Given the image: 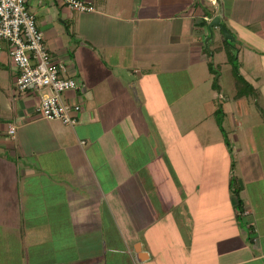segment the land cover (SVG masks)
I'll list each match as a JSON object with an SVG mask.
<instances>
[{
  "label": "crops",
  "instance_id": "1",
  "mask_svg": "<svg viewBox=\"0 0 264 264\" xmlns=\"http://www.w3.org/2000/svg\"><path fill=\"white\" fill-rule=\"evenodd\" d=\"M93 1L90 13L55 0L29 5L45 45L65 67L62 76L79 84L63 92L80 106L74 125L42 117L37 107L49 89L19 90L8 46L0 51V258L264 264V133H254L260 125L246 124L248 109L224 95L226 143L217 104L187 124L179 114L191 107L177 106L193 95L181 93L179 80L195 88L204 69L203 81L222 96L208 63L220 71L228 63L227 39L209 24L219 15L235 43L240 21L259 25L246 20L253 0ZM239 63L250 83L258 80Z\"/></svg>",
  "mask_w": 264,
  "mask_h": 264
},
{
  "label": "built area",
  "instance_id": "2",
  "mask_svg": "<svg viewBox=\"0 0 264 264\" xmlns=\"http://www.w3.org/2000/svg\"><path fill=\"white\" fill-rule=\"evenodd\" d=\"M31 0H0V51L4 45L19 69L17 87L21 91L49 89L38 104L37 112L50 120H61L74 125L80 112L78 104H71L63 92L79 87L77 80L66 78L61 72L65 67L53 58L45 45L44 35L35 14L30 10ZM79 13L96 10L93 0H55ZM14 127L9 132L13 134Z\"/></svg>",
  "mask_w": 264,
  "mask_h": 264
},
{
  "label": "rangeland",
  "instance_id": "3",
  "mask_svg": "<svg viewBox=\"0 0 264 264\" xmlns=\"http://www.w3.org/2000/svg\"><path fill=\"white\" fill-rule=\"evenodd\" d=\"M250 5L254 7L250 12V17H249L250 19L247 18L246 20H248L250 23L252 22V24L260 21L259 25L250 27L252 28L250 30V28H247V25L245 24L244 21L242 22L240 21V23L238 24L239 25L238 30H236L237 28H235V30H233L232 32L238 38V40L235 41V43L241 40L239 44H237L238 47L234 43L235 45L234 48L237 50L238 61L241 63L242 62L246 63L245 68H244L245 74H250V76H253V78L258 77V80L256 81L254 80V83L252 82L251 83L255 87L259 88L260 97L256 96V94H247L243 98H241V100H239L238 104L236 101H233L235 100L234 96H236V90L234 88L235 78H234L233 71H232V64L228 62L225 66H223L222 70L220 71L221 75L219 78L220 80L219 83L222 85V92H221L222 96L221 97L217 96L215 98L214 97L215 91H213L210 88L208 82L205 83L203 81V79L205 78L204 74L207 71L205 69L201 70L199 73H197V78L199 80L197 79L198 84L195 85V88H193L192 85L189 84L190 82H188L187 78H184L182 81L179 80V85H182V87H180L181 93H184V96L186 93H190V92L191 94H193L191 98L190 97L188 98V100H186V98L184 97L183 100H186V101L181 105H177L180 108L184 106H187L188 108L191 107L188 112L186 113L182 112L179 114L180 121H183L185 124H187V122L189 123V121L199 122L202 119V117L208 114L206 113L207 107L212 108L217 105L219 106L220 104L222 105V103L225 102L223 96L227 95L229 100H232L231 101L232 103H236L232 105L234 106L239 105L243 109H248L249 114L244 115V117L247 116L246 124H252V123H254L255 125L259 124L260 127L257 126V128L254 129V133L257 137H259V139H261V134L264 133V36H260L261 34L260 31H264V0H253L250 3ZM255 6H256V11H255ZM61 7L63 9L68 8L66 6H61ZM245 35H248V36H245ZM234 48H231V49H234ZM221 57L222 56L217 55L215 57V61L219 62L220 60H222ZM207 77H208V74H207ZM227 96H225V98ZM172 97H173L172 100H174L175 102L177 98L174 95ZM180 103H182V99L179 98V104ZM180 110H183V109H180ZM239 119L241 121L244 120L241 117H239ZM204 121H207V120H204ZM211 123L212 122H210V124ZM216 133L218 135L219 130ZM212 135H213V132H212ZM234 166L235 164H233V170L235 168ZM236 185L238 188L236 187ZM232 187H233V191L234 190L238 191L239 186L237 184L236 178L234 182H232ZM8 263H9V258H2V259L0 258V264H8Z\"/></svg>",
  "mask_w": 264,
  "mask_h": 264
},
{
  "label": "trees",
  "instance_id": "4",
  "mask_svg": "<svg viewBox=\"0 0 264 264\" xmlns=\"http://www.w3.org/2000/svg\"><path fill=\"white\" fill-rule=\"evenodd\" d=\"M231 41H226V48L225 51L228 56V62L232 64V71L236 82V98H242L243 96L247 94H257L259 95V91L241 74L240 72V63L237 58V50L234 48V43H230ZM224 48V47H222ZM234 48V49H231ZM214 51H211L213 54ZM209 71L213 74L212 79V88L219 91L220 90V66H214L212 61H209L208 63ZM215 116L217 120V124L222 131L226 143L229 142V139L227 138V133L223 127V117H224V110L222 105L220 104L218 108L215 111ZM235 179L232 178V182H234ZM235 192H238L237 190ZM238 205L242 206V200L240 197L237 196Z\"/></svg>",
  "mask_w": 264,
  "mask_h": 264
},
{
  "label": "water",
  "instance_id": "5",
  "mask_svg": "<svg viewBox=\"0 0 264 264\" xmlns=\"http://www.w3.org/2000/svg\"><path fill=\"white\" fill-rule=\"evenodd\" d=\"M213 26L220 27L227 40L232 41L234 39L233 35L230 33L228 28L221 22L219 15H217L212 19V21L209 24V29H211Z\"/></svg>",
  "mask_w": 264,
  "mask_h": 264
}]
</instances>
